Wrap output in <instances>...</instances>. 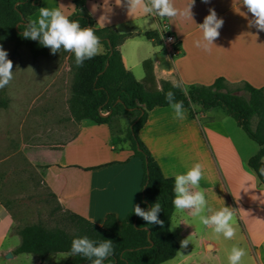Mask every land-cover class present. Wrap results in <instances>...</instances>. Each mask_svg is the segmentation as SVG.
<instances>
[{
	"label": "crops",
	"instance_id": "0c3cea01",
	"mask_svg": "<svg viewBox=\"0 0 264 264\" xmlns=\"http://www.w3.org/2000/svg\"><path fill=\"white\" fill-rule=\"evenodd\" d=\"M190 3L175 0L178 8ZM79 6L92 16L96 27L112 26L120 33L131 34L119 48L125 67L139 81L145 78L144 62L150 59L159 82L176 79L188 88L192 84L210 85L223 77L229 88L245 82L264 86V31L250 26L253 17L243 0H195L193 19L189 20L150 14L130 16L127 0L121 4L116 0H81ZM41 7H60L69 15L77 10L74 0H42ZM210 9H215L224 23L209 53L197 48L195 41L202 38L199 25ZM38 15L39 9L30 18ZM148 31H156L159 42L148 38ZM164 32L180 40L179 54L164 48ZM62 90L45 91L43 106L34 97L26 110L27 133L19 151L42 169L45 185L63 210L98 225L110 213L122 222L140 202L142 159L128 143H115L116 131L111 124L76 121L69 108L70 91ZM196 106V117L185 107L184 120L174 118L170 105L154 107L139 136L167 177L203 163L205 175L200 187L206 190L209 207L232 209L237 233L233 239H225L187 211L174 210L171 229L180 248L174 258L160 264H228L227 256L234 245L246 250L250 264L252 259L264 264V184L249 165L260 145L224 109L202 110ZM256 122L253 120L254 126ZM14 228L12 215L0 200V264H26L25 260L33 264V254L14 253L21 243ZM186 239L189 242L183 247Z\"/></svg>",
	"mask_w": 264,
	"mask_h": 264
},
{
	"label": "trees",
	"instance_id": "16d2710c",
	"mask_svg": "<svg viewBox=\"0 0 264 264\" xmlns=\"http://www.w3.org/2000/svg\"><path fill=\"white\" fill-rule=\"evenodd\" d=\"M74 1L77 10L70 18L79 20L82 27L92 26L101 38L104 50L101 55L85 60L82 66H77L74 53L68 52L73 72L69 98L71 114L76 121L89 119L113 127L115 116H132L125 135L115 129V143H128L134 154L142 159L139 205L148 210L150 205L159 202L163 208L159 218L164 224L149 225L131 211L122 222L110 213L104 223L98 225L81 215L63 210L57 203L62 225L50 227L36 222L16 228L21 243L14 253H31L41 260L49 255L67 253L69 259L66 262L55 264H91L89 259L71 254L72 240L88 236L97 242L112 240L114 252L104 264H160L176 256L180 243L171 229L175 210L174 177L164 175L160 164L139 136L149 112L156 106L169 105L165 99V93L169 90L175 93L176 100L183 101L184 107L190 110L193 117L197 116V112L190 105H200L202 110L224 109L260 145L258 152L249 159V165L264 184V175L259 171L264 167V86L255 87L245 82L242 89L246 94H237L229 88L223 77H219L210 85H190L185 96L179 88H173L169 81L157 80L150 59L144 62L146 76L139 81L125 67L119 48L131 34L120 33L112 26L96 27L92 16L80 9L81 0ZM41 3L42 0H0V45L11 41L15 49L28 45L34 57L48 54L49 48L42 46L38 40L22 36L31 14L39 9ZM146 36L159 42L156 31H148ZM158 84L163 92L157 91ZM0 104H5V98H1ZM255 118L257 122L254 126ZM51 195L56 197L53 192Z\"/></svg>",
	"mask_w": 264,
	"mask_h": 264
},
{
	"label": "clouds",
	"instance_id": "9594fccd",
	"mask_svg": "<svg viewBox=\"0 0 264 264\" xmlns=\"http://www.w3.org/2000/svg\"><path fill=\"white\" fill-rule=\"evenodd\" d=\"M205 3L208 0H204ZM121 4L122 0H116ZM195 0L184 8H178L175 0H127L128 14H150L160 18L180 17L185 20L193 19L192 6ZM243 5L252 14L253 19L250 26H254L260 31H264V0H243ZM94 10V9H93ZM224 20L219 18L215 9H210L209 14L204 18L200 28L202 38L195 41L197 48H202L207 52L212 51L214 41L220 36ZM22 36L26 39L39 41V43L51 50L55 55L63 49L65 52L74 53L77 66H82L85 60L101 55L103 52L101 38L96 34L92 26L82 27L79 20L70 18L60 7H41L36 19L28 20ZM13 79V61L8 58V51L0 45V89L6 87ZM169 82L173 88H179L185 96L188 95L187 86L182 81L171 79ZM157 91L163 92V88L158 84ZM165 99L173 109L174 118L184 120L187 112L183 101L176 100L175 93L169 90L165 93ZM193 110L196 105H190ZM264 175V167L259 169ZM205 167L201 162L195 163L183 174L174 177V199L173 205L178 213L185 211L193 218H198L200 223L209 227L217 235H223L225 239H233L236 236L237 228L234 223V212L228 206L217 209L209 207L206 199V190L200 187V181L204 178ZM163 208L159 202L149 206L148 210L141 208L139 204L134 205V212L147 224H158L163 226L164 221L159 218V213ZM95 223V221H92ZM189 240L182 241V246L186 247ZM114 252L111 239L95 241L88 236L74 238L71 244V254L80 255L91 261V264H104L106 258ZM246 256L243 247L234 245L227 256L228 264H242Z\"/></svg>",
	"mask_w": 264,
	"mask_h": 264
},
{
	"label": "rangeland",
	"instance_id": "374dc122",
	"mask_svg": "<svg viewBox=\"0 0 264 264\" xmlns=\"http://www.w3.org/2000/svg\"><path fill=\"white\" fill-rule=\"evenodd\" d=\"M3 48L13 61V79L0 89V101L5 98V104H0V199L15 221L14 230L36 222L50 227L62 225L61 213L56 208L57 200L45 185L42 169L32 165L19 148L27 133L26 110L34 97L43 106L45 91L66 88L71 94L73 72L71 67L67 68L70 66L69 53L61 49L53 55L48 49V54L34 57L28 45L15 49L11 41L6 42ZM57 73L59 79L54 82ZM242 85L233 84L230 89L237 94H246ZM131 119L130 115L115 116V129L125 135ZM68 259L67 253L56 254L44 262H39L35 256L33 264L64 263ZM242 263L250 264V261L245 257ZM251 264L260 262L252 259Z\"/></svg>",
	"mask_w": 264,
	"mask_h": 264
},
{
	"label": "built area",
	"instance_id": "2783aa9c",
	"mask_svg": "<svg viewBox=\"0 0 264 264\" xmlns=\"http://www.w3.org/2000/svg\"><path fill=\"white\" fill-rule=\"evenodd\" d=\"M158 17V16H157ZM164 48L173 54L180 53V40L172 33L164 32L162 34Z\"/></svg>",
	"mask_w": 264,
	"mask_h": 264
}]
</instances>
